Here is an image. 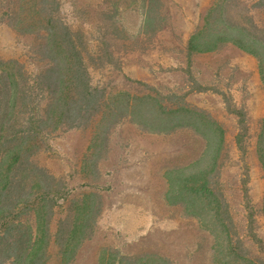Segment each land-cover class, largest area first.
Returning a JSON list of instances; mask_svg holds the SVG:
<instances>
[{
    "label": "rangeland",
    "instance_id": "374dc122",
    "mask_svg": "<svg viewBox=\"0 0 264 264\" xmlns=\"http://www.w3.org/2000/svg\"><path fill=\"white\" fill-rule=\"evenodd\" d=\"M160 1L163 18L151 27L141 24L147 0H58L55 15L69 28L83 31L89 44L106 37L112 45L114 63L96 59L88 64L92 83L105 88L106 94L148 93L155 86L163 93L185 94L190 104L221 122L225 135L218 186L232 219V243L241 247L244 257L264 262V169L257 156L264 84L257 60L239 48L225 45L214 53L195 54L189 62L187 33L194 26L209 27L213 22L211 10L218 0L208 7L195 6L199 11L191 10V0L183 1L184 5ZM235 1L222 12L224 18L246 24L249 31L264 37V10L253 6L257 0H240L237 7ZM40 40L0 21V55L19 59L30 73L47 64V59L37 53ZM227 104L245 115L244 133L238 131L241 123L238 125L236 113L228 112ZM97 117L89 126L48 134L33 156L35 163L62 177L67 186L65 198L59 199L55 207L52 229L66 214L69 199H80L86 192H96L101 198L90 243L83 247L85 240L67 264H98L101 248L123 254L153 251L171 264H212L213 234L201 227L196 217H185L179 205H170L163 198L164 171L197 159L204 151V139L184 127L167 134L149 133L124 117L110 129L106 151L101 152L103 157L94 174L83 161L85 154L94 149L90 145ZM238 132L242 136L236 144L234 136ZM130 164L139 166L133 175L128 169L133 168ZM135 189L142 191L134 195V205L122 206V199ZM118 190H123V197L116 201L113 194ZM57 249L50 244L46 264H66Z\"/></svg>",
    "mask_w": 264,
    "mask_h": 264
},
{
    "label": "trees",
    "instance_id": "16d2710c",
    "mask_svg": "<svg viewBox=\"0 0 264 264\" xmlns=\"http://www.w3.org/2000/svg\"><path fill=\"white\" fill-rule=\"evenodd\" d=\"M231 1L218 0L211 10L213 22L209 27L195 28L188 37L187 60L190 62L195 53L215 52L231 44L256 58L263 85L264 37L249 31L246 24L224 18L222 12ZM161 3L147 0L142 25L151 27L163 18ZM253 6L264 10V0H257ZM58 7V0H0V21L20 34L40 38L37 53L47 59L44 67L30 73L19 59L0 55V264H46L50 244L57 246L61 261L67 264L74 260L82 243L91 238L100 196L86 192L80 199H69L66 214L52 229L55 207L59 199L65 198L67 186L62 177L35 163L33 156L48 134L89 126L95 115L98 117L90 145L94 149L85 154L83 161L94 174L103 157L101 152L106 151L110 129L124 117L149 133L167 134L184 127L202 137L205 147L197 159L164 171L163 198L170 205H179L185 217H196L201 227L213 234L212 264H264L259 258L244 257L241 247L232 243V219L218 186L225 135L221 122L190 104L185 94L163 93L155 86L148 93L106 94L105 88L92 83L88 64L96 59L114 63L112 45L106 37L89 44L83 31L69 28L55 15ZM226 108L236 113L238 125L241 123L238 131L244 133L245 115L235 106L227 104ZM241 136L238 132L234 143L238 144ZM257 156L264 169V115L257 137ZM210 218L215 220L206 224ZM98 264L171 261L153 251L123 254L101 248Z\"/></svg>",
    "mask_w": 264,
    "mask_h": 264
},
{
    "label": "crops",
    "instance_id": "0c3cea01",
    "mask_svg": "<svg viewBox=\"0 0 264 264\" xmlns=\"http://www.w3.org/2000/svg\"><path fill=\"white\" fill-rule=\"evenodd\" d=\"M183 1H185V0H180V1H178V0H173V1H171L172 3H175V4H178V5H184L183 4ZM191 5H192V7H191V10L192 11H195V10H197V11H199V9H195V6H199V5H203V6H211L213 3H214V0H191ZM187 3L188 2H186V5H187ZM206 4V5H205ZM181 10V9H180ZM182 11V10H181ZM182 14H184V12H182ZM195 27L196 26H194V28L191 30V32H189V33H187V38L192 34V32L194 31V29H195ZM187 41V40H186ZM226 46H231V47H233V49H235V46H233V45H231V44H226ZM223 47H225V46H223ZM222 47V48H223ZM221 48V49H222ZM237 48V47H236ZM220 49V50H221ZM220 50H218V51H220ZM241 50V49H240ZM215 52H217V51H215ZM244 52V51H243ZM210 53H214V52H208V53H195V54H210ZM195 54H193V55H195ZM248 54V53H247ZM192 55V56H193ZM250 55V54H249ZM252 56V55H251ZM192 58V57H191ZM255 58V57H254ZM256 59V58H255ZM191 60V59H190ZM206 89H208V87H206ZM220 100H222L223 101V98H221ZM234 114V113H233ZM214 117V116H213ZM218 120V119H217ZM124 160V159H123ZM123 160H120L119 161V163L120 164H122V162H123ZM127 164H129L128 162H127ZM131 166H133V168H131V167H128V169H129V171H131L132 173V175H133V173H135L136 171H138V169H139V166L138 165H135V164H130ZM129 165V166H130ZM149 166H151V164L149 165ZM122 170H124V169H122ZM123 175V174H122ZM122 180V179H121ZM165 185V184H164ZM122 191L123 190H118V191H115V193L113 194V197L116 199V201L117 200H121V198L123 197L122 196ZM142 190L141 189H135L134 191H129V195L125 198V199H122V206L123 205H127V206H131V205H134L133 204V198H134V195H138L140 192H141ZM138 193V194H137ZM151 194H152V192H151ZM153 195V194H152ZM151 195V196H152ZM129 198V199H128ZM161 199V198H160ZM162 200V199H161ZM112 204H114V203H112ZM113 207H114V205H113ZM121 207V206H120ZM88 243H90L89 242V240H87L85 243H83V247L86 245V244H88ZM95 255H96V253H95ZM95 257H97V256H95Z\"/></svg>",
    "mask_w": 264,
    "mask_h": 264
}]
</instances>
